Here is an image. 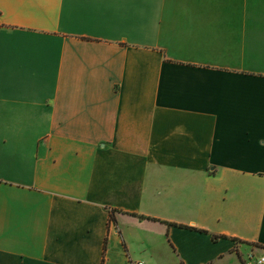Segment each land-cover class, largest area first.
<instances>
[{"label":"crops","instance_id":"crops-1","mask_svg":"<svg viewBox=\"0 0 264 264\" xmlns=\"http://www.w3.org/2000/svg\"><path fill=\"white\" fill-rule=\"evenodd\" d=\"M264 254V0H0V264Z\"/></svg>","mask_w":264,"mask_h":264},{"label":"built area","instance_id":"built-area-1","mask_svg":"<svg viewBox=\"0 0 264 264\" xmlns=\"http://www.w3.org/2000/svg\"><path fill=\"white\" fill-rule=\"evenodd\" d=\"M132 264H144L142 261H137ZM243 264H264V254L251 253L243 261Z\"/></svg>","mask_w":264,"mask_h":264}]
</instances>
